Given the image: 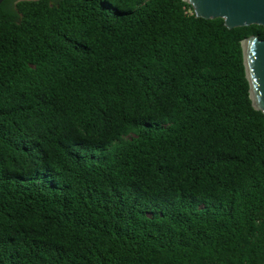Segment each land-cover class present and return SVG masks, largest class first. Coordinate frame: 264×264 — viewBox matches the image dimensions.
Segmentation results:
<instances>
[{
	"label": "trees",
	"instance_id": "1",
	"mask_svg": "<svg viewBox=\"0 0 264 264\" xmlns=\"http://www.w3.org/2000/svg\"><path fill=\"white\" fill-rule=\"evenodd\" d=\"M252 35L183 0H2L0 264H263Z\"/></svg>",
	"mask_w": 264,
	"mask_h": 264
},
{
	"label": "water",
	"instance_id": "2",
	"mask_svg": "<svg viewBox=\"0 0 264 264\" xmlns=\"http://www.w3.org/2000/svg\"><path fill=\"white\" fill-rule=\"evenodd\" d=\"M183 1L191 6L194 16L205 19L222 18L227 28L249 24L264 27V0ZM240 47L250 105L264 116V38L260 39L256 35L245 37L240 41ZM250 91L253 93V100Z\"/></svg>",
	"mask_w": 264,
	"mask_h": 264
},
{
	"label": "bare ground",
	"instance_id": "3",
	"mask_svg": "<svg viewBox=\"0 0 264 264\" xmlns=\"http://www.w3.org/2000/svg\"><path fill=\"white\" fill-rule=\"evenodd\" d=\"M250 96H251V98H252V100H253L254 98H253V93H252V91H250Z\"/></svg>",
	"mask_w": 264,
	"mask_h": 264
}]
</instances>
